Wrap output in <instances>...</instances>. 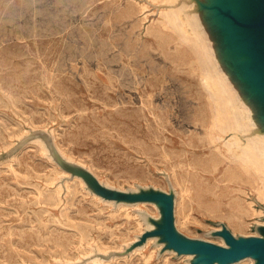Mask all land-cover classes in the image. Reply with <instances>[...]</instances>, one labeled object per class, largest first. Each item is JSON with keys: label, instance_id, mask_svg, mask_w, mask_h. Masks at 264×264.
Returning <instances> with one entry per match:
<instances>
[{"label": "rangeland", "instance_id": "rangeland-1", "mask_svg": "<svg viewBox=\"0 0 264 264\" xmlns=\"http://www.w3.org/2000/svg\"><path fill=\"white\" fill-rule=\"evenodd\" d=\"M162 4L0 0V264H188L158 255L153 239L126 253L144 228L139 212L156 216L155 206L91 193L55 164L44 134L106 185L168 192L170 183L187 236L222 243L208 234L219 221L256 235L254 216L235 230L206 210L211 195L198 188L214 177L192 167L207 152L205 99L185 58L156 36Z\"/></svg>", "mask_w": 264, "mask_h": 264}, {"label": "water", "instance_id": "water-1", "mask_svg": "<svg viewBox=\"0 0 264 264\" xmlns=\"http://www.w3.org/2000/svg\"><path fill=\"white\" fill-rule=\"evenodd\" d=\"M177 4L185 6L213 65L242 111L248 131L262 139L264 147V0H178ZM44 137L53 161L69 178H81L86 189L102 200L114 206L142 202L155 206L156 216L139 212L144 228L125 248L126 253L153 239L152 244L160 246L158 255L164 251L188 255V264H234L243 259L264 264V214L259 217L263 223L253 225L256 235L234 234L219 221L208 234L222 243L187 236L174 223L175 191L170 183L168 192L152 186L122 190L105 185L87 167L66 159L48 135Z\"/></svg>", "mask_w": 264, "mask_h": 264}, {"label": "bare ground", "instance_id": "bare-ground-1", "mask_svg": "<svg viewBox=\"0 0 264 264\" xmlns=\"http://www.w3.org/2000/svg\"><path fill=\"white\" fill-rule=\"evenodd\" d=\"M159 1H163L161 6L164 9L159 11L154 23L156 36L162 44L171 45L172 42L176 56L185 58L186 66L195 76L200 93L205 99L206 118L202 121L203 135L199 138V146L207 152L194 156L192 167L214 177L211 185L198 188L199 192H208L211 195L207 199L206 210L211 215L225 217L235 230L246 228L249 225L248 219L253 216L257 220L254 223H263L259 218L264 214L263 140L248 131L242 119V111L213 65L205 43L191 16L185 11V6L178 5V0ZM198 179L201 181L199 175ZM251 196H254V201ZM120 209L129 215L127 207L122 206ZM153 252L154 249L148 257ZM246 260L249 261L248 264L251 263L250 259ZM246 260L239 261V264H247Z\"/></svg>", "mask_w": 264, "mask_h": 264}]
</instances>
